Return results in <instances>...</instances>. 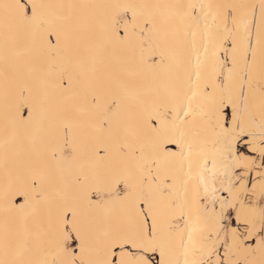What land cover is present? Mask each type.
<instances>
[{
  "label": "snow or ice",
  "instance_id": "snow-or-ice-1",
  "mask_svg": "<svg viewBox=\"0 0 264 264\" xmlns=\"http://www.w3.org/2000/svg\"><path fill=\"white\" fill-rule=\"evenodd\" d=\"M0 264H264V0H0Z\"/></svg>",
  "mask_w": 264,
  "mask_h": 264
}]
</instances>
